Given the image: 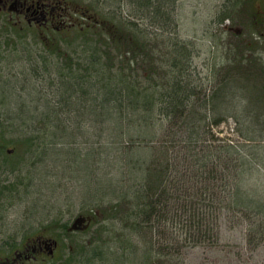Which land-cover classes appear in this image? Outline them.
Returning <instances> with one entry per match:
<instances>
[{
    "label": "trees",
    "instance_id": "1",
    "mask_svg": "<svg viewBox=\"0 0 264 264\" xmlns=\"http://www.w3.org/2000/svg\"><path fill=\"white\" fill-rule=\"evenodd\" d=\"M182 2L88 0L84 26H33L48 32L39 54L44 69L49 62L58 64L57 77L49 79L58 81L49 93L55 104L47 99L37 108L21 106L20 117L8 125L11 136L27 145L26 154L43 148L47 158L57 151L75 174H83L80 191L91 225L99 224L100 235L124 234L122 247L133 234L136 246L121 255L133 264H169L171 245L179 242L173 234H186L185 242L195 244L220 240L221 209L244 212L247 244L264 245V193L246 190L242 183L249 175L245 166L252 168L250 157L244 147L206 139L210 127L250 113L245 106L230 110L229 98L242 99L241 89L259 96L264 55L252 44L238 42L221 50L215 42L221 64L219 70L212 68L218 73L212 90L196 65L195 45L182 34ZM71 33L72 41L62 39ZM44 91L38 92L43 98ZM20 119L25 125L14 122ZM99 138L114 144L101 155L95 148ZM110 151L121 159L108 165L109 157L102 156ZM105 163L110 172L101 173ZM57 225L70 232L68 225ZM157 234H169L170 246L157 248Z\"/></svg>",
    "mask_w": 264,
    "mask_h": 264
},
{
    "label": "rangeland",
    "instance_id": "2",
    "mask_svg": "<svg viewBox=\"0 0 264 264\" xmlns=\"http://www.w3.org/2000/svg\"><path fill=\"white\" fill-rule=\"evenodd\" d=\"M86 1L48 0V3L70 7V11L62 10L67 17L64 22L67 25L78 23L80 27L87 22L82 18ZM180 7L182 34L195 45L196 65L202 72L203 83L212 90L217 86L213 79L218 74L215 75L212 68L217 66L219 70L218 65L221 64L215 42L221 50L238 42L252 44L258 46L257 53L264 55V0H183ZM222 18L225 21L220 23ZM21 20L19 22L16 15L9 14L0 21V124H5L0 125V139L5 146L0 152V249L6 246V241L13 249L27 237L43 234L56 240L59 246L55 256H47L37 264H133L131 258L124 261L121 257L126 248L136 246L133 234H128L130 243H126L127 247H122L127 237L115 234L119 233L117 230L98 234L99 224L91 225L85 231L79 229L77 233L70 231L65 234L57 224L68 225L69 231L78 217L89 215L83 206L86 198L80 191L82 183L79 180L83 179V174L77 171L76 176L66 156L57 151L47 158L41 154L43 148L35 154H26L27 145L10 134L8 125L14 116H19L16 112L21 106L37 108L49 103L47 99L50 100L53 90L58 87V81L54 84L49 81L50 77H57L58 64L51 66L49 62L48 70H45L39 55L48 32L28 27L27 22L23 18ZM60 25L56 23V27ZM74 38V33L62 37L66 42ZM42 90H45L44 98L38 94ZM244 91L240 90L242 99L235 95L229 98V108L245 106L250 113L243 111L241 115L237 114L240 121L230 116L219 126L210 127V135L206 139L213 144L244 147L243 151L252 164L251 169L249 165L245 166L249 175H245L242 181L244 189L264 193V88L258 91L259 96L254 94L255 91L252 94H244ZM50 103L55 104V100L51 99ZM22 118L27 120L26 114ZM14 122L25 125L22 119ZM39 127H43L42 123ZM95 140V148L100 155L104 149L114 145H107L101 138ZM115 145L122 146L121 143ZM9 149L12 150L11 156L4 163L3 157L8 155ZM110 152L102 156L109 157L108 165L116 162L117 158L121 159ZM136 152L142 151H135L139 155ZM105 166L106 163L101 166V173L110 172ZM238 211H218L220 240L211 238L195 244L185 242L186 234H173L179 242L171 245L173 254L169 264H264V245L257 249L247 244L248 222L243 219L244 212ZM218 219H214V224ZM53 220L55 223L51 224ZM146 236L150 238L151 234ZM168 237L169 234H157L154 245L157 248L170 246L166 241Z\"/></svg>",
    "mask_w": 264,
    "mask_h": 264
},
{
    "label": "flooded vegetation",
    "instance_id": "3",
    "mask_svg": "<svg viewBox=\"0 0 264 264\" xmlns=\"http://www.w3.org/2000/svg\"><path fill=\"white\" fill-rule=\"evenodd\" d=\"M66 7L60 3H48V0H0V21L8 17L9 14L16 15L27 22L30 27L44 24H64L67 18L63 11ZM63 10V11H62ZM18 24V23H17ZM4 144L0 139V152L3 151ZM12 150H8V155H4L3 162L11 156ZM0 249V264H37L47 256H55V250L59 243L56 240L46 238L43 234H35L32 238L27 237L18 247L10 249L9 242Z\"/></svg>",
    "mask_w": 264,
    "mask_h": 264
},
{
    "label": "water",
    "instance_id": "4",
    "mask_svg": "<svg viewBox=\"0 0 264 264\" xmlns=\"http://www.w3.org/2000/svg\"><path fill=\"white\" fill-rule=\"evenodd\" d=\"M88 221V224L85 225L84 229L88 228L90 225V222L92 221V218H86V217H79L76 219L73 227L70 230H79L80 225H82L84 222Z\"/></svg>",
    "mask_w": 264,
    "mask_h": 264
}]
</instances>
